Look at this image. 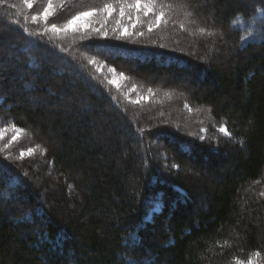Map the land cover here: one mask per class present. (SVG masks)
<instances>
[{"label": "trees", "instance_id": "16d2710c", "mask_svg": "<svg viewBox=\"0 0 264 264\" xmlns=\"http://www.w3.org/2000/svg\"><path fill=\"white\" fill-rule=\"evenodd\" d=\"M156 2L217 36L189 56L76 52L0 13V132L25 135L0 141V264H264V29L236 27L264 0ZM86 55L203 110L173 129L167 103L122 102Z\"/></svg>", "mask_w": 264, "mask_h": 264}, {"label": "rangeland", "instance_id": "374dc122", "mask_svg": "<svg viewBox=\"0 0 264 264\" xmlns=\"http://www.w3.org/2000/svg\"><path fill=\"white\" fill-rule=\"evenodd\" d=\"M131 2L132 0H126V3L121 4L118 0H63V3H61L60 0H54L52 9L53 15L49 17L48 21H45L41 13L43 9L47 7V0H33V7L31 9L24 4L23 0H3V3L0 5V13L10 10L9 12L12 13V16H20L22 19L21 25H27L28 30L32 28V30L35 31L34 34L45 37L66 50H76V52L78 51V44L88 46V44L95 42L122 45L135 49L169 51L171 54L189 56L191 54L195 55V53L201 51L200 47H197L194 41L195 38L209 40L211 37L214 38L217 36L210 32L205 33L204 31L203 33V31L199 29L194 35L191 34L193 29L197 27L192 25L187 14L181 17L178 13L172 12L173 14H171V12L167 11V8L166 10H162L160 6L154 5L153 10L145 15L144 8L137 10L134 7H130L129 5ZM106 4L112 5L115 9L111 15L98 11L95 15L86 17L84 20L78 21L75 25H72L70 30L65 31L63 29L64 24L67 23L72 16L91 9H102ZM155 4H157V2ZM121 7L124 8L123 16L120 14ZM161 11H163L164 16L157 25L156 16L159 15ZM33 16L36 17L35 20L32 19ZM179 19H182V23H180ZM9 20L14 23V20ZM178 22L179 27L177 28L183 26L180 28V32H185V39L174 36L173 34V25L174 23L178 25ZM52 23H56L61 31H52ZM236 27L246 31L249 41L258 40L260 30L264 29V20L260 14L251 21H238ZM83 59L87 61L88 66L97 73V75L102 77L105 86L113 92L116 98H120L122 102L129 103L131 106L136 107L142 104L160 105V103H167V106H165L166 112H168L169 109L172 114L174 113V123H171L173 129L174 127L177 129V126H180L182 122L186 123L188 118L194 116L198 118L203 110L197 108L192 110L191 105L187 103L188 101L181 92L168 89L156 90L139 79L130 76L126 71H123L122 67L110 64L99 57L86 55L83 56ZM112 69L115 71H111ZM120 73L124 74L123 77H121ZM109 81H114V83H109ZM180 113H182L181 117ZM202 133L204 134L203 131ZM220 133L225 134V132L221 130ZM2 134L0 141L8 138L6 141L7 147L14 145V143L22 140L25 136L22 132L17 133L15 130L8 134ZM13 136H16L15 140H13ZM22 151L24 152L23 157L20 155ZM36 151V149L32 150V154L29 155V150L22 149L17 155L19 159L24 160L35 155ZM160 209V205L156 206L151 215L159 212ZM151 215L147 220H151Z\"/></svg>", "mask_w": 264, "mask_h": 264}, {"label": "snow or ice", "instance_id": "6c2138e0", "mask_svg": "<svg viewBox=\"0 0 264 264\" xmlns=\"http://www.w3.org/2000/svg\"><path fill=\"white\" fill-rule=\"evenodd\" d=\"M24 4L29 8L31 9L33 7V0H23ZM61 3H63V0H60ZM119 3L121 4H124L126 3V0H118ZM156 3V0H132L131 4L129 5L130 7H134L136 8L137 10H139L140 8H144L145 9V15L148 14V12L152 11L153 10V6L155 5ZM53 4H54V0H47V7H45L43 9V12L41 13L43 19L45 21H48L49 17L53 15ZM98 11H102V12H105L107 13L108 15H111L113 11H115L114 7L110 4H106L102 9H91L89 11H84V12H80L78 13L77 15H74L71 17V19H69L67 21V23L64 24L63 26V29L65 31L67 30H70L72 28V25H75L78 21H81V20H84L86 17H90V16H93L95 15ZM120 14L121 16L124 15V8L121 7L120 9ZM164 16V13L163 11H161L159 13V15L156 16V23L157 25L160 23L161 19L163 18ZM33 20L36 19L35 16L32 17ZM51 30L54 31V32H59L61 31V29L57 26L56 23H52L51 25ZM151 30V29H150ZM201 31H203V29H201ZM94 62V61H92ZM111 71H115L114 69H112ZM121 77H123V73H120ZM109 83H114V81H109ZM12 128L17 132H22L23 129H19V128H16L15 125H12ZM222 132H225L226 134H229L227 132V129L224 128V127H221L220 129ZM2 132H0V138H2ZM16 139V136H13V140ZM241 143H243V141H241ZM32 154V150L29 149V155ZM21 157H23L24 155V152L22 151L20 153ZM260 256V253L259 252H256L255 253V257H259ZM237 264H245V262L243 261H238ZM246 264H255V261L254 259L252 258H249L246 262Z\"/></svg>", "mask_w": 264, "mask_h": 264}]
</instances>
